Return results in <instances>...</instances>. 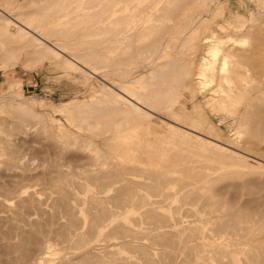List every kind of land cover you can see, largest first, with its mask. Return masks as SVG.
Returning a JSON list of instances; mask_svg holds the SVG:
<instances>
[{
  "label": "rangeland",
  "instance_id": "1",
  "mask_svg": "<svg viewBox=\"0 0 264 264\" xmlns=\"http://www.w3.org/2000/svg\"><path fill=\"white\" fill-rule=\"evenodd\" d=\"M22 1L25 0H0V5L7 7H15L18 3ZM28 2L30 3V5L29 6L26 5V7L24 8L26 10H34L35 8L33 7L32 2L30 1ZM64 3L67 4V2ZM75 4L76 2H71L67 7H70L71 5H75ZM91 9L92 8H90V10ZM208 11L209 13H207ZM263 11H264V0H189L186 4H184L183 7H181V10L178 11L179 14L174 18V21L167 24L168 27L166 28V30L168 32H172L173 30H176L177 28L181 27V29H184L185 31L187 30L185 28L188 26L189 23L194 25L195 23L197 24L199 20H201V17L206 18L207 22H205L200 26L199 32L195 37L189 38V41L186 39L185 41L183 39L186 34L184 35V37L180 36L179 38L168 37V39H166V41H164L165 43L162 45L164 46L163 49L161 50L162 53L156 59L154 58V54L150 52L147 53L144 51L146 45L150 43L149 41H145L146 39L145 40L140 39L138 41H134V43L136 42V44L137 42H141L142 43L141 47L138 45L137 47L140 48L143 47L144 49L140 50V53L138 52L139 49L138 50L136 49L137 51L134 50L133 52L135 55V57H133V59L135 58L134 61L133 60L130 61V63L125 66L126 68H128L129 79H132L133 77H136L141 73L147 74V72H150L149 70L151 67L150 65L148 66L147 62L151 63V65H154L155 63L158 64L163 63V61L164 62L187 61L193 67H196L199 61H201L202 56L207 58L209 55L206 52V50L208 49L207 48L208 46L206 45L207 40L205 38L203 39V37L207 35L209 36L211 34L213 35L214 32L218 34L220 38L218 40L219 45L225 49L230 48V51L231 50L233 51V52L231 51L233 54L231 55L230 53L228 56L229 67L227 70V72H230L231 82L227 83L226 81L219 80L220 74L216 72L214 78L215 80L211 81L210 83L208 82L206 85H203L202 87L195 86L194 87L195 89L194 88L191 90L190 88L186 89L183 92V95L178 99V102H176V104L174 105V110L180 112L182 108H184L187 112L190 113L192 112L194 106L199 105L202 109L205 118L203 119L202 124H200V127H202L204 131L206 130L207 133L210 131V128L211 129L213 128L214 133L216 134L215 136H217V138L221 142L231 143L234 147H237L239 151H241L240 153L244 155V158L239 159L238 157L231 156L229 153L226 152H224L222 155L217 154L216 156L215 154H209L212 155V157H216V158L212 163L208 164L205 162L208 154L205 155L199 154L190 157L188 156L189 153L187 151L185 150L180 151L178 147L177 148L171 147V145L167 143V139L169 137V131H170L169 127L166 123L161 121V119L163 118V116L166 115V113L163 110L160 109L157 110L158 113L155 114V116L151 117V123L149 128H147L146 122H142L140 127L136 128V136H134L133 134V137L127 139L126 141V145H127L126 147H130L132 150H135V156L134 157L131 156L130 158L128 157L126 158V160H123V163H128L126 164L127 165L126 171L131 172L130 174H127L126 172L125 174L126 178L124 179L123 183L126 187H129L131 192H134V189L136 187L137 191H135V193L137 192V194L133 193L134 197L136 198L139 194L141 198L137 197V200L135 199L136 201H132V202L128 201L129 203L126 202L127 204L126 206L125 203L123 205L125 206V208L124 207L121 208L119 206H116L114 202H113L114 204H112L111 206L110 203L112 202L108 200L109 199L108 195L110 193L113 194L112 187H109L103 193H99L100 195H105V197L108 196L105 203L109 201L106 203V205L108 207L111 206L110 209L111 208L113 209V207L116 206L114 207L115 212L113 210L112 212L113 215L110 217V223H112L114 220L120 219L122 224L125 225V227H127L125 229L131 230L130 232L137 231L134 234H136L135 236L138 235L137 237L139 238L135 239L134 235H132V237L128 236V238L135 239L133 240L134 243L132 242L134 245L130 247L124 246L123 248L118 249L114 253V255L112 254L113 260L111 259L108 261V259H106L104 256L101 257L102 262L107 263L108 261V264H116V262L117 264L118 263L119 264H131V263L152 264L153 263L152 261L154 260V263L156 264H166V263L167 264L168 263L169 264H220L221 262H223L222 264L225 263L226 264H264V224H263L264 223V213H263L264 212V166L262 165L264 164V136L258 141L257 140L247 141L245 139L246 136L244 132L238 134L241 135V137H237V132H236V129L238 128V124L240 122V118H242L241 120H243V118L247 119V116L252 112L255 114H251L253 116L250 115L251 117L247 119V120L250 119L249 123L257 124L258 127L260 128L264 127V103H263L264 102V96H263L264 95V12ZM80 16L81 15H78L77 17L81 18ZM235 17L239 20L240 19L242 20V18L244 17L243 20H245L244 21L245 28L243 30L239 31L238 29L231 27L234 25V23L239 22L237 21V19H235ZM63 18L69 19L70 17L69 18L63 17ZM76 18L70 20L71 21L74 20L75 22ZM79 18H77V20ZM70 20H68V23L60 24L56 27H59V29L62 28L63 31H65V29L67 31V27H70L69 30L71 29L70 31H72V28H76L78 24H75L73 26L74 22L72 23L70 22ZM184 23L185 24L187 23L186 26ZM218 25L219 26L221 25L220 28L218 27ZM223 25L224 27H222ZM80 26L81 25H79V27L75 29L77 31H72L73 35L71 36V39L69 41L79 39L80 34L82 35L83 32L85 33V31H89L92 28L97 27L98 24H94L90 26L87 25L88 27H84V28L81 27L83 29H79ZM210 30L213 31L211 32ZM215 33L213 37L216 35ZM93 36L94 35L87 34L85 37H83V39L88 38L86 40H88L89 42V38L90 40H92V38L97 39L100 38L101 35L100 36L96 35V38H94ZM106 36L108 37L109 35ZM208 36L207 39L209 38ZM218 36H216L215 38H217ZM56 38L57 36L51 37L52 40ZM108 38L104 37L102 44L105 43V41L108 40ZM211 39L212 37H210V40ZM143 40L145 41V47L143 46L144 45ZM151 40L152 38H150V41ZM84 41L82 42V44H84ZM86 44L87 46L85 47L80 45L81 47L79 46L80 48H78V50L83 51L84 48L85 49L89 48L88 47L89 44L88 43ZM105 53L109 56L111 54L110 52H105ZM222 53L224 54V52ZM27 58L29 59L28 55H26L24 49H22L19 53L17 61L14 64L12 65L7 64L6 66H2L0 63V171L2 172V174H7L4 175L3 177L2 174H0V182L1 185H3V187L9 186L6 180L8 178V173L18 174V175L19 173L20 175L22 173H26L28 174V176L31 175L34 176L39 174L41 175L40 177H42L43 174L44 178L43 177L40 178L38 175V178H40L41 180L46 179L48 177L52 178V175H54L53 174L54 170H56L54 171V173L63 172L66 178L69 177L70 179L71 178L74 179L71 181L69 178H67L66 180L67 181L70 180L71 184H69L68 182V186L66 184V187L72 188V191L75 192L72 194L73 197H71L72 199H70V201L74 205L75 204L77 205V206L75 205L76 206L75 210L77 211L78 215L76 214V211L75 214L77 216L76 218H79L80 216L79 218L80 222H77L78 224L75 223L77 229H75V226L73 227V225L72 228L70 225L67 227L65 226V228L69 227L68 229L71 230L70 232L67 229L69 233V235H67L68 234L67 230L65 228L63 229L64 227L63 225L65 224L68 225L66 219L69 218H66L65 215L66 213L60 210L62 214L65 215L64 217L63 215H61V212L58 211L60 212L59 213V215L61 216L60 218L59 216L56 215L58 214V212L54 214L56 216H54L52 220L49 221L47 227L50 228V232H49L51 237L50 242L53 244L52 249L54 250L55 253L47 254L46 257L42 260L41 264H78L79 263L78 256L84 254L86 252L85 251L86 249L71 248L70 246L71 243L69 244V242H66L68 240L65 241V239L67 238V236L70 239L74 238L76 234L75 232L84 229V227H87L86 229H88L89 226L87 225H89L90 223V222L88 223V219L91 218L90 215L91 214L94 215L98 213V211H96L98 208L97 207L98 202L95 201L97 203L96 205V203L94 202L95 198H93L95 188L92 186L91 187L89 186L90 188H87L86 187L87 183L85 184V188H84L79 184L80 182L81 184H83L82 181L84 182V179H80L79 177L81 174L78 173L79 176L78 174H76L78 177H75L76 175L74 176V174L77 173L78 171L81 172V169L88 167L89 164L88 163L86 164V162L91 161L92 159L96 158V156L98 155V153H96V151L92 149L93 147V146L91 147L92 143L96 145L98 144L97 147L101 146L100 147L101 149L100 148L99 149L102 150L103 148L102 151L107 150L106 148H109L107 151H110V150H114L115 146L111 147L110 144H106L104 142L102 143L103 141L102 139L104 138V136L105 137L110 136L109 142L111 141L114 142L115 144L117 140L113 138L114 135L112 134L113 132L111 130L109 131L107 130L108 131L107 133V131H105L104 128L101 126L96 128H91V130L86 128H81L77 126V122L75 120L72 121L70 117L78 110L85 111V114H88L89 111L94 110L96 107L92 102H90V100H92L95 96L98 95L100 96L102 94V90L104 89L103 85L112 86L113 79L114 80L116 79L115 80L116 82L119 76L112 71L111 67L110 68L101 67L95 72H89V70H87L86 72L76 68L75 69L66 68L64 66H61L58 59H49L48 56H45L43 58H36L35 60L32 61L33 64H31L32 63L31 62L30 65H23V61H25ZM220 59L221 56L216 60L217 67L220 64ZM0 62H2L1 58H0ZM188 82L193 83V80H189ZM218 83L221 85V88L232 89L234 90L235 93H241L239 92V90L244 91L247 90L248 87L249 90L241 93L242 98L240 99L239 102H237V104H235L236 106L234 105L236 107L235 108L236 111H234V106H229L228 109L226 110L222 109L221 105L218 104L219 101H216L217 104L216 103L213 105L210 104L211 103L210 101H212L214 97L220 96L222 94V91L220 92L218 90H216V92L214 91V89L220 86ZM112 89L115 90L116 88L113 86ZM16 95L22 97L20 101L24 102L25 106L28 107L27 111H21L17 107L16 105L17 100L15 99ZM252 97H255L256 99L254 98V101H249V100H253ZM72 99L83 100L85 101V103L82 106H78L77 108L73 103H70L66 106L64 105L66 101ZM245 104L247 105L249 104L250 108H252V106L253 108L244 109ZM112 116L114 117L113 113L105 111L101 114V116H94L89 118V120L99 121L100 123H102L103 121L112 119L113 118ZM135 125L136 122H133L128 126V128L130 126H135ZM102 131L105 132L106 134L103 133ZM127 131L128 130H125L124 132L127 133ZM101 132L103 133V135L99 136V134H102ZM65 133L67 134L68 138L66 137ZM63 134L65 136H63ZM80 135L81 138L82 136L83 138L85 137L84 139L82 138L84 141L80 138L82 142L76 138V136H78L79 138ZM64 137L67 139L72 138L75 142H73L72 140L73 144H69L70 142L67 144V142L65 143L66 140ZM61 138L65 140L63 143L67 145L66 146L67 148L63 147L64 144L61 143L62 140ZM88 140L89 141L92 140L94 142L88 144L87 143ZM77 141L83 143L84 146L81 144H79L78 146L77 143L80 142ZM85 141L86 144L84 143ZM95 141L97 142L95 143ZM157 147L166 149V152L164 154H160L159 151L156 149ZM16 150L18 151L17 153L19 155H17ZM40 151L46 152L47 155L45 153L42 155ZM68 155L71 156V158H69ZM14 156L19 157L18 158L19 162L15 161L17 160V157ZM73 156H75L77 159L81 158L80 161L77 159L72 160L74 158ZM86 156H88V158ZM89 156H91V158ZM82 157L84 158L86 157L87 159L86 158L84 159ZM177 157L180 159H178ZM68 158L71 160H69ZM82 160H83V164H82ZM72 161L74 162L77 161L76 162L77 164L76 163L74 164V162ZM79 162H81L80 165ZM137 162L139 164H136ZM59 163L60 165H58ZM8 164L9 165L12 164V165L8 166ZM53 164L61 167L60 168L57 166L55 167V165L52 166ZM84 165L85 167H83ZM74 166L76 169L74 168ZM77 166L79 168H77ZM15 167L16 169L13 170V168ZM141 167H143V170L145 172L147 171L149 172V174L152 173L151 177L149 176L148 173L147 175L145 174L144 171L142 172ZM22 169L23 172L21 171ZM46 170L52 172V174H49L50 176L46 175L49 173ZM68 170L71 171L69 172ZM5 171L6 173H4ZM203 172H209L211 178L204 180L201 177V174ZM71 174L73 177L71 176ZM58 175L59 174H57L56 178L55 177L53 178V181L57 180L56 181L57 184L54 182V186H53V183L51 184L48 182V184L52 185L51 186L52 188L57 186L59 183L58 181L60 177L58 179ZM146 175L149 176L150 178H148ZM156 175H160V178H162L163 176V178L166 177L167 179H171V180H167L165 182V185L161 188L158 189L153 188V190L154 191L157 190V192L156 191L154 192L153 190L152 192L151 191L147 192L148 190L152 189L150 186L154 184V181H156L155 178ZM2 178L4 179L6 178V179L4 180ZM76 178L79 179L75 180ZM79 180L80 182L77 183ZM44 182L46 181L44 180ZM76 184H78V186ZM146 184L147 185L150 184V185L147 186ZM45 185L47 184L41 183L40 185L36 186L38 188L37 196L41 198L39 199V203L37 202V204L39 205L41 202L42 205L40 204V206L42 207L45 205L44 206L45 211L49 209L48 211L50 212V214L51 213L53 214L55 213L53 211L56 210L54 208L53 209L50 208L54 206V205L51 206L53 203L52 199H54L56 197L55 195L60 193V191H57L58 189H56L55 187L56 190L55 192L57 193L55 192L53 193L51 192L52 191L51 187L47 185L50 188L51 190L50 191L49 188L46 187ZM69 185H71V187ZM43 186L44 188L46 187L48 190H46V188L43 189L42 188ZM180 186L181 188H179ZM3 187L2 188L0 187V193L3 191L2 190ZM182 187L184 191H185L184 189L185 187L186 191L189 192V194H187L183 198L180 196L179 193V191H182L181 190ZM203 188L204 190H202ZM43 190L45 191L44 193ZM47 191H49L50 193H48ZM167 191L174 193V198L172 197L170 198L171 199L170 200L169 198L165 197V192ZM176 192L178 195L175 194ZM45 193L46 194L48 193L50 195V197L47 196L48 198H46L47 199L46 202L44 201L45 200L44 196L46 195ZM140 193H143L142 196ZM162 193L164 197H162L163 196ZM194 193H197L196 196H193L195 195ZM76 194L78 196H75ZM1 196L2 195L0 194V199ZM53 196L54 198H52ZM91 196L92 198H90ZM190 196L194 198L191 200ZM42 197L44 199H42ZM138 199L141 202H139ZM156 199L159 200L157 201ZM162 199H165V201H162ZM166 199L169 202H166ZM183 199L186 201H184ZM200 199L203 200L201 201ZM248 200L249 201L252 200V201L249 203ZM5 202H8L7 205L4 204L8 207H5L0 204L1 215L3 214L6 215L8 211L10 212V210L15 207L14 205L15 202L13 199ZM134 202L136 203L134 204ZM145 202L148 204H146ZM150 202L152 204H149ZM157 202H160L162 204L163 202H166L165 203L166 205L165 204L161 205L160 203L157 204ZM200 202L202 204H204L203 202L206 203L204 205H201ZM156 204L157 207L154 208L156 210H159V212L157 211L158 214L162 212L160 215L164 217L167 216V219H165L163 224L162 223L153 224L150 223L151 222L150 220H149L150 222L148 221L149 219L147 216L148 210L146 211V208L148 209L150 205L156 206ZM9 205L10 206L13 205L14 207H10ZM143 205L144 207H146V205L148 207L144 209ZM171 205L172 206L174 205L175 207L173 208ZM5 208H7L6 209L8 210L7 212ZM9 208L11 209L9 210ZM177 208L178 211L176 212ZM235 208L237 209V211L235 210ZM33 209L30 208L28 209L29 211L27 209L22 211V215L23 213H26L25 211L30 212V210L36 213L35 209L38 208H35L34 210ZM200 209H203V211H201ZM208 209L211 210V212ZM93 210H95L96 212L95 211L93 212ZM117 210L118 213H116ZM144 210L146 211V214L144 213L145 212ZM37 211H39L38 214L37 213L32 214V212H30L31 214H28L27 212L26 214H28V216H24V215L19 216V220H18L19 225L22 226L23 228H29L31 226L30 219L36 218V220L38 219L41 221V220H45L49 216V212H47V216H46V213H44L45 211H43L42 213L44 214L43 215L41 214L42 215L41 216L39 214L41 213V211L40 210ZM194 212L197 213L198 218L201 217L203 219L201 222L200 221L196 223L189 222L192 221L195 217H197V215ZM172 213H174L177 220L176 219L174 220L175 217L172 215ZM231 214L234 215L235 217L234 216L232 217ZM1 215L0 217L2 218L4 215L3 216ZM258 215H260L259 218H257ZM229 216H231L230 217L231 220L226 219V221L232 224L231 225L229 224L227 227H225L226 229L223 228L222 230H220L221 231L220 233L218 232V234H215V232H217L215 228H217L218 224L220 225L221 222L223 223L224 222L223 220H225V218H229ZM49 218L50 217H48L46 220L48 221ZM232 218H234L233 219L234 222L232 221ZM213 221L214 224L215 223L217 224L214 229H213L214 225L211 224ZM238 222H240L239 225ZM186 224L188 225V228ZM194 224H196V226ZM151 225L152 228L153 226L155 227V225H157L156 229L153 228L155 232L154 231L152 232L153 229L150 228ZM182 225H185L186 228H184V226ZM208 225L212 229H207L210 228ZM8 226H9V222H4V220H0V232L7 230ZM148 226L151 229V231L150 229H148ZM189 226L193 228V229L191 228L192 230L196 229V231H198L199 234L197 235L196 231H194V234H191L192 230L191 229H190L191 231L189 230L190 228ZM131 227L134 229L132 230ZM179 227H181L180 228L181 231H179L180 229H177ZM236 227L237 229L239 227L237 233H235L236 231H234ZM142 230L144 232H142ZM158 230L163 231V234L166 233V235L168 231V235L172 243H164L163 245V243L155 242L156 244L155 245L154 241H152L149 238H151V234L156 235L161 233L160 231L158 233ZM164 230H166V232H164ZM204 231L207 233L209 232L211 235L210 234L204 235ZM213 231H215L214 235H213ZM185 232H187L186 235ZM188 234H190L189 236H191V238H189ZM145 235H147L148 238ZM184 235L185 237L182 241ZM176 237L178 239L177 241L175 239ZM229 241H236V243L238 241L242 244H240L239 246L238 243L236 245L229 244L230 245L229 246L226 244L229 243ZM151 242H153L152 243L153 245L151 244ZM245 242L248 245L243 244ZM258 242L259 244H257ZM137 243H139V245L141 244L144 247H146L147 245L148 247L147 249H149L148 250L149 253L150 250H152L153 254L150 253L152 256L151 259L152 261H147L146 259L143 258V256L141 257L142 252H140L139 250L141 248ZM193 243H196L197 245L195 244L194 246ZM186 244L190 246L187 247L188 245ZM250 244L252 245V248H249L251 247ZM168 245H170L171 247H168ZM99 246L100 245H96L90 250L91 253L94 252L93 254H91L93 256L90 255V257L88 258L86 256L88 260H90L91 258L93 259V257L95 258L93 260H90L91 262L94 261L93 264H102L97 261L98 259L100 260V256L96 254L98 252L97 248ZM218 247L219 248L221 247V250L218 249ZM132 248L134 249L137 248V250L133 252L134 249ZM186 248H188V250ZM223 248L225 249V251ZM230 248L231 249L234 248L233 249L234 251H232ZM235 248L236 250L238 249L239 251H236ZM257 248L259 249L260 253L258 252L256 253ZM228 249H230V251ZM166 250L168 251L166 252ZM185 250H187V252H184ZM215 250H217V253L221 251L225 253L227 250L228 253L225 254H227L228 256L227 255L225 256L222 252V254L219 253V255L220 254L221 255L220 257H218L219 255L216 253ZM190 251L193 254H191ZM169 252L172 253L173 255L172 254L169 255ZM213 252L215 253L212 256ZM188 254L189 255L191 254L192 256L190 257ZM8 255H11L13 257L14 252H10ZM164 255L166 256L164 257ZM215 255L216 256L218 255L217 258L214 257ZM139 256L143 259L144 263L141 261V258ZM154 256L158 258L157 259L158 261L155 259ZM158 256L161 258L168 257L171 259L168 260L166 259L167 260L166 262L164 259H161ZM77 258L78 260H76ZM257 258L258 260H256ZM227 259H229V261ZM254 260L256 261V263H254L255 262ZM76 261L78 262L76 263ZM80 264H84L83 260L80 261Z\"/></svg>",
  "mask_w": 264,
  "mask_h": 264
},
{
  "label": "bare ground",
  "instance_id": "2",
  "mask_svg": "<svg viewBox=\"0 0 264 264\" xmlns=\"http://www.w3.org/2000/svg\"><path fill=\"white\" fill-rule=\"evenodd\" d=\"M28 1L32 2L33 7L35 8L34 10H26L24 8V7H26V5H28V6L30 5V3ZM188 1L189 0H25V1L18 3L15 7H7V6L0 5V58L2 60V62H0V63L2 66H6L7 64H11V65L14 64L18 59L20 51L22 49H24V51H25L26 55H28L29 59L27 58L25 61H23V65H30V63L33 60H35L36 58H43L45 56H48L49 59H58L61 66H64L66 68H73V69L76 68V69H81V70L86 71V72H87V70H89V72H95L101 67H106V68L111 67L112 71L119 76V78L116 82H115L116 79L115 80L113 79L112 86L111 85L110 86L103 85L104 89L102 90V94L100 96L99 95L95 96L92 100H90V102H92L94 104V106L96 107L94 110L89 111L88 114H85V111L78 110L76 113L72 114L70 117V119L72 121L75 120L77 122V126H79L81 128H86V129L91 130V128H96V127L101 126L104 128L105 131L111 130L113 132V133L112 132L111 133L114 135L113 138L117 140V142L115 144L114 142H111V141L109 142L110 136H106V137L104 136V138L102 139L103 140L102 143L104 142L106 144H110L111 147L115 146L114 150H110V151H107L109 148H106L107 149V150H105L106 152L102 151L103 148H102V150H100L101 146L97 147L98 144L96 145V144L92 143L94 141L88 140L87 143L88 144L92 143L91 147L93 146L92 149L94 151H96V153H98V155L96 156V158L92 159L93 161L91 160L92 162L91 161L86 162V164L88 163L92 168L88 165V167L81 169V172H79L77 170L78 172L76 171L77 173L74 174V176H75L76 174L80 173L81 175L79 176V174H78V176L80 177V179H84V182L82 181L83 184H81L80 180L77 182V183L80 182L79 184L81 186H83L85 188V184L87 183L86 184L87 188H90L91 186L95 188L93 198L96 199V200L94 199V202L95 201L98 202V206H97L98 208L96 210V211H98V213H96L94 215L93 214L90 215L91 218L88 219V223L89 222L90 223H89V225H87L88 223L86 224L87 226H89L88 229H86L87 227H84V229H82L80 231H76L75 237L72 238L73 240L68 238V236H67L68 239L67 238L65 239V241L68 240L66 242H69V244L70 243L72 244V245L70 244L71 248L86 249L85 250L86 252L84 254H81L78 256L79 260H78V258L76 259L79 261L78 264H80V261H82V260H83L84 264H91V263L93 264L94 261L91 262L90 260H93L95 258L93 257V259L91 258L90 260H88L87 258L90 257V255L94 253V252L91 253L90 250L93 247H95L96 245H100L97 248L98 252L96 253L100 256V260L97 258L98 259L97 261L102 263V264H108L109 260H111V259L113 260L112 254L114 255V253L118 249L123 248L124 246L125 247L133 246L134 245L133 240H135L136 238H139V237H137L138 235L135 236L136 234H134L137 231L136 232H130L131 230L125 229L127 227H125V225L122 224L120 219H118L119 221L114 220L116 222L113 221L114 223L113 222L110 223V217L113 215L112 212L114 210V207L119 206L121 208H123V207L125 208V206L127 205L126 202L136 201L137 197H140L139 194L136 198L134 197L133 193H135V191H137L136 187L134 189V192H131L129 187H126L123 183L124 179L126 178L125 174L127 172L126 171V168H127L126 164H128V163H123V160H126V158H128V157L130 158L131 156L132 157L135 156V150H132L130 147H126L127 146L126 141H127V139L132 138L133 134H134V136H136V128L137 127L139 128L142 122H146V126H147V128H149L150 123H151V117L155 116V114L158 113L157 110L160 109L166 113V115L163 116L161 121L166 123L169 127L170 131H169V137L167 139V143L169 145H171V147H173V148L178 147V149H180V151H183V150L187 151L189 153L188 156H190V157L194 156V155H199V154L200 155L208 154L206 157L207 158L206 161L204 160L208 164L212 163L216 158V157H212V155H209V154H215V156H216L217 154L222 155L224 152H226V153H229L231 156L238 157L239 159L244 158V155L242 153H240L241 151H239V149L237 147H234L231 143L221 142L217 138V136H215L216 134L214 133L213 128L212 129L210 128V131L207 133L206 130L204 131V129L202 127H200V124H202V121L205 118H204L202 109L199 105L194 106L192 112H190V113L187 112L184 108H182V110L180 112L174 110V105L176 104V102H178V99L183 95V92L186 89L190 88V90H191L195 86L196 87H202L203 85H206L208 82L210 83L211 81L215 80L214 78H215L216 72L220 74L219 80L226 81L227 83L231 82L230 72H227V70L229 67L228 56L230 53L232 55L233 51L231 50L232 51L231 52L230 48L229 49L226 48L227 49L226 50L225 48H223L222 46L219 45L218 40L220 38H219L217 33L214 32L216 34L214 37H213L214 33H213V35L211 34L212 36L207 35L209 37L208 38L209 40L207 39V36L203 37V39L205 38L207 40L206 45L208 46L207 47L208 49L206 50V52L210 56L208 55V57H207L208 59L205 58L204 56H202L201 61H199V63L197 64L196 67H193L187 61H184V62H178V61H175V62L166 61V62H164L163 61V63H159V64L155 63L154 65H151V63L147 62L148 66L150 65V67H151L149 70L150 72H147V74L141 73V74L137 75L136 77H133L132 79L128 78V68H126L125 66L127 64H129L130 61H132V60L134 61V59H135V58L133 59V57H135V55L133 53L134 50L139 49L138 52L140 53V50L144 49L143 47L140 48L142 45L141 42H137V44H136V42L134 43V41H138L140 39H144V40L146 39L145 41H149L150 43L147 42L148 45H146V48H145L146 50L144 49V51L147 53L150 52V53L154 54V58L156 59L162 53L161 50L164 47L162 45L165 43L164 41H166V39H168V37L179 38L180 36L184 37V35L186 34L187 35V36L185 35L186 38L184 37L183 39L184 40L186 39L189 41V38H193L197 35V33L199 32L200 26L202 24H204L205 22H207L206 18L201 17V20H199V22L197 24L195 23L194 25L189 23L188 26L185 28V29H187L185 31H184V29H181V27H179L180 29L177 28L176 30H173L172 32H168L166 30V28L168 27L167 24L174 21V18L176 16H178V14H179L178 11L181 10V7H183L184 4H186ZM64 2H67V4ZM71 2H76V4L71 5L70 7H67ZM95 7H96V9H95ZM90 8H92L91 10H93V9L94 10L91 11ZM207 13H209V11ZM78 15H81L80 16L81 18L77 17ZM63 17H67V18L70 17V18L64 19ZM76 17L79 19L77 20ZM73 18H76L75 22H74V20L73 21L70 20ZM237 18H238V16H237ZM237 18L235 17V19H237ZM243 18H242V20L237 19V21H239V22L236 21L237 23H234V25L231 27L236 28L239 31L243 30L245 28L244 27L245 26V22H244L245 20H243ZM191 19H189V20H191ZM209 19H210V17H209ZM68 20H70V22H72V23L74 22L73 26L75 24H78V26H76V28H72V31H77L75 29H77L79 27V25H81L79 29H83L84 27H88V26L94 25V24H98V26L92 28L89 31H85V33L83 32L82 35L80 34L79 39L69 41L71 39V36L73 35L72 34L73 32L70 31L71 29L69 30L70 27H67V31H66V29H65V31H63L62 28L59 29V27H56L60 24L68 23ZM72 23H71V25H72ZM186 24H185V26H186ZM230 24H231V22H230ZM220 26L218 25L219 28H220ZM81 27H83V28H81ZM222 27H224V25ZM224 30H225V28H224ZM87 34L94 35L93 36L94 38H96V35H99V36L101 35V36H100V38H97V39L92 38V40H90V38H89V42H88V40H86L88 38L83 39V37H85ZM105 34L109 35L108 36L109 38ZM103 35L105 38H108V40H106L105 43L102 44V41L104 38ZM52 36L53 37L57 36V38L52 40L51 39ZM216 36H218L217 37L218 39L215 38ZM210 37H212L213 40L212 39L210 40ZM150 38H152L151 41H150ZM84 40H86L87 42ZM83 41H84V44H82ZM145 41L143 42L144 47H145ZM85 42L89 44V46H88L89 48H86V49L84 48L83 51L82 50L79 51L78 48L81 47L80 45H82L83 47L87 46V44ZM137 45L140 47H137ZM105 52H110L111 53V54L109 53L110 56L107 55ZM222 52H224V54ZM141 53H143V52H141ZM136 54H137V52H136ZM220 56H221L220 64L217 67L216 66V60L218 58H220ZM58 61H56V62H58ZM31 64H33V62ZM189 80H193V83H189L188 82ZM113 86L116 88L115 90L112 89ZM218 87H220V88H218ZM218 87L216 89H214V91L215 92H216V90H218L219 92L222 91V94L220 96L214 97L212 99V101H210L211 102L210 104L211 105H213L215 103L217 104L216 101H219L218 104L221 105V108L225 109V110L228 109L229 106H234L235 104H237V102H239L240 99L242 98L241 93L249 90L247 87V90H244V91L239 90V92H241V93H235L234 90H232V89L221 88V85ZM252 98H253V100H249V101H254L255 97H252ZM15 99L17 100V102H16L17 107L21 111H27L28 107L25 106L24 102L20 101L22 99V97L19 95H16ZM70 103H73L77 108L78 106H82L85 103V101L72 99V100L66 101L64 103V105L66 106ZM235 106H234V111H236ZM245 108L246 109L250 108V105L245 104L244 109ZM252 108H253V106H252ZM252 108H250V109H252ZM257 108H259V107H257ZM105 111L113 113L114 117L112 116L113 117L112 119L103 121L102 123H100L99 121H90L89 120V118H91V117L101 116V114ZM250 112H252V111H250ZM251 114H255V113H253V112L250 113L247 116V119L249 117L253 116ZM242 115H243V113H242ZM107 117H108V115H107ZM241 119L242 118H240L238 128L236 129L237 137H241V135H238V134L242 133V132L245 133V136H246L245 139L247 141H253V140L258 141L259 139H261L264 136V127L260 128V127H258L257 124H250L249 123L250 119L249 120H247L246 118L245 119L243 118V120H241ZM259 120H257V121H259ZM133 122H136V125L130 126L128 128V126ZM125 130H128L127 133L124 132ZM108 131H107V133H108ZM103 133H105V132H103ZM103 133L99 134V136L103 135ZM65 135L68 138L66 133H65ZM65 135L63 134V136H65ZM99 136H97V137H99ZM93 137H94V135H93ZM67 138H65L66 141L63 140L62 138H61L62 140L61 139H59V140H61V143H63L65 141V143L67 142V144L69 142H70L69 144H73V142H75L72 138L71 139L69 138L70 141ZM76 138L80 140L81 135L79 138H78V136H76ZM82 138H83V136H82ZM72 140H73V142H72ZM82 140H80V141L82 142ZM80 141H77V142H80ZM81 142L77 143V145L78 146H79V144L83 145V143H81ZM96 142L97 141H95V143ZM61 143H60V145H61ZM65 143H63L64 144L63 147L67 146V145H65ZM84 143L86 144V141ZM11 149H13V148H11ZM85 149H84V151H85ZM156 149L159 151L160 154H164L166 152V149L161 148V147H157ZM17 150H16V153L19 151V150L18 151ZM41 150H43V149H41ZM48 150H50V149H48ZM45 151H47V150H45ZM42 152L40 151V153L42 155L44 153L46 154V152H43V153ZM17 155H19V154L17 153ZM14 157H17V160H15L17 162L19 157L18 156H14ZM20 157H21V155H20ZM61 157H63V156H61ZM68 157L71 158V156H69V155H68ZM73 157L75 159L73 158L72 160L77 159L75 156H73ZM86 157L88 158V156H86ZM89 157L91 158V156H89ZM78 158H79V156H78ZM82 158H84V157H82ZM80 159L81 158H79L77 160L80 161ZM178 159H180V158H178ZM69 160H71V159H69ZM86 161H88V160H86ZM68 162H71V161H68ZM72 162H74V161H72ZM76 162H74V164ZM80 163L81 162H79V165H80ZM9 164H8V166L12 165V164L11 165H9ZM82 164H83V160H82ZM136 164H139V163L137 162ZM54 165L55 164H53L52 166H54ZM58 165H60V163ZM58 165H55V167L56 166L59 167ZM174 165H176V164H174ZM262 165L264 166V164H262ZM49 166H51V165H49ZM16 167L13 168V170H15ZM83 167H85V165ZM167 167H170V166H167ZM5 168H7V167H5ZM74 168H75V166H74ZM77 168H79V167L77 166ZM141 168H142V172H143L144 171L143 167H141ZM51 169H52V167H51ZM21 171L23 172V169ZM54 171H56V170H54ZM54 171H53L54 175H52V178L48 177V176H50L49 174H52V172L47 171V172H49L48 174H46V175H48L47 176L48 178L43 179V180L40 179L43 177V174H42V177H40L41 175L38 174L40 177V178H38V175L28 176V174H26V173H22L21 175H20V173H19V175L8 173V178L7 179L5 178V179L7 180V183L9 184V186H6L7 185V183H6V185H5L6 187H3V185H1V182H0V185H1L0 187L1 188L3 187V189H2L3 191L0 193L2 195L1 199H0V204L5 206V207H8V206H6L8 204V202H5V201L13 199L15 202V204H14L15 207L13 205L12 206L9 205L10 207H14L13 209L9 208V210L11 209L10 212L8 210H6L7 208H5L6 212L8 211V213L6 215L3 214L4 216L0 214L1 216H3L2 218L0 217V220H4V222H9V226H8L9 229L7 228V230L0 232V242H1L0 243V263H2V264H41L42 260L46 257L47 254L55 253L54 250L52 249L53 244L50 242V240H51L50 233H49L50 228H48L47 225L49 224V221H51L54 216L57 215L60 218L61 216L59 215V213L61 211L62 212L64 211V213H66L65 214L66 218H69V219H66V221L68 222V223L67 222L66 223L68 225H66L64 223L65 225H63L64 226L63 229L65 228V226L67 227L69 225L71 226V228L73 225V227L75 226V229H77L75 223L78 224L77 222H80V220H79L80 216H79V218H76L77 217L76 216L77 211L75 210L76 209L75 207L77 205L75 204L76 205L75 206L70 201V199H72L71 197H73L72 194L75 192L72 191V188L66 187V184L68 186V182H69V184H71L70 182L74 179H72V178L70 179L69 177H67L71 180V181L70 180L67 181L66 180L67 178L65 177L63 172L62 173L61 172L60 173L55 172L56 173L55 174ZM4 173H6V171ZM130 173L131 172H127V174H130ZM140 173H141V171H140ZM147 173L149 174V172L146 171L145 174H147ZM0 174H2L1 171H0ZM57 174H59L58 179L60 177V179L58 181L60 184L58 183V185L55 187H56V189H58L57 191H60V193L57 194L58 197H57V195H55L56 196L55 198H54V196L52 197L54 199H52L53 203H52V205L51 204L50 205L51 206L54 205V206L50 207V208L51 209L54 208L56 211L52 210L55 213L50 214V212L48 211L49 209L47 207L46 208L48 210L45 211V207H44L45 205L42 206V207H44V208H42L40 206V204L42 205L41 202L39 205L37 204V202L39 203V199H41V198H39V196H37L38 188L36 186L40 185L41 183H44V184L46 183L47 185H49V187H51L52 186L51 184L53 183V186H54V182L56 183L57 180L53 181V178L54 177L56 178ZM72 174H71V176H72ZM4 175H7V174H2V177ZM138 175H140V174H138ZM151 175H152V173L149 174L150 177H151ZM36 176L38 179L36 178ZM78 176L76 175L75 177H78ZM149 176H147V177L150 178ZM201 177L204 180L205 179L207 180L208 178H211V175L209 172H203L201 174ZM155 178H156V181H154V184L152 183L153 185L150 186L152 189L148 190L147 192H150V191L152 192L153 188L154 189L161 188L165 185V182L167 180H171V179H167L166 177L163 178V176H162V178H160V175H156ZM2 179H4V178H2ZM78 179L76 178L75 180H78ZM44 180L46 182H44ZM136 181H138V180H136ZM48 182L51 184H48ZM73 182H72V184H73ZM141 182H143V181H141ZM148 182H150V181H148ZM47 185H45V186L48 187ZM76 185L78 186V184H76ZM148 185H150V184H148ZM69 186L71 187V185H69ZM74 186H75V184H74ZM55 187H53V188L51 187L52 191L50 190V188H49V190L54 193L56 191ZM109 187H112L113 194L110 193L108 195L109 197L107 196L109 198L108 200L112 202V203H110L111 206L114 203L116 204V206H114L113 209L112 208L110 209L111 206L108 207L106 205V203L109 202V201H107L105 203L107 197H105V195L99 194V193L105 192ZM42 188L45 189L44 186ZM179 188H181V186ZM184 189H185V191L183 190V187H182V189H181L182 191H179L180 196L182 198L184 196H186L187 194H189V192L186 191L185 187H184ZM46 190H48V189L46 188ZM193 190H194V188H193ZM202 190H204V188ZM41 191H42V189H41ZM155 191L157 192V190H155ZM44 192L45 191L43 190V193ZM47 192L50 193L49 191H47ZM55 193H57V192H55ZM131 193L133 194V196ZM163 193H162V195H163ZM191 193H192V191H191ZM47 194L45 195L46 197L44 196L45 202L47 200L46 198L50 197V195L49 194L47 195ZM135 194H137V192ZM140 194L142 196L143 193H140ZM175 194H177V192ZM194 194L195 195H193V196H196L197 193H194ZM75 196H78V195L76 194ZM143 197H144V195H143ZM162 197H164V195ZM165 197H167L169 199L172 197L174 198V193L167 191V192H165ZM190 197H191V200L194 198V197L192 198V196H190ZM44 198L42 197V199H44ZM90 198H92V196ZM161 198H160V200H161ZM139 199H138V201L141 202ZM189 200H187V201H189ZM162 201H165V199H162ZM162 201H160V202H162ZM184 201H186V200H184ZM251 201L252 200H250L249 203ZM151 202H152V199H151ZM151 202L149 204H152ZM160 202H157V204H159ZM166 202H169V201H167V199H166ZM166 202H163V204H165ZM124 203H125V206H123ZM135 203L136 202H134V204ZM145 203H143V204H145ZM203 203L205 204L206 202H203ZM4 204H6V205H4ZM146 204H148V203H146ZM157 204H156V206L150 205L149 207L146 205V207H148V209L146 207H144V205H143V207H144V209L146 208V211L148 210L147 216L149 218L148 221L149 220L151 221V222L149 221L150 223H153V224H161L162 223L163 224L165 219H167V216L164 217V216L160 215L162 212H160V214H158L159 210H156L154 208V207H157ZM160 204L163 205L162 203H160ZM200 204L204 205L201 202H200ZM37 205L40 207H38ZM96 205H97V203H96ZM34 207L38 208V209H35ZM172 207L174 208L175 206L173 205ZM30 208L31 209L34 208L37 214L39 212L37 210H40L41 211V213H39L40 215L41 214L43 215L44 213H46V216H47V212H49V216H48V217H50L49 220L48 221L46 220L48 218L47 217L45 220H41L44 222H41L40 220H38V219L36 220V218H33V219H30L31 220L30 221L31 226L29 228H23L18 223L19 216H23V215L28 216V214H31L30 213V212H32L31 210H30V212H28L29 211L28 209H30ZM178 208H177L176 212L178 211ZM26 209L28 211H25V212L26 213L28 212V214L23 213V215H22V211H24ZM77 209H78V207H77ZM203 209H200V210L203 211ZM5 210H4V212H5ZM110 210H112V211H110ZM235 210L237 211L236 208H235ZM43 211H45V212L42 213ZM58 211H60V212H58ZM75 211H76V214H75ZM94 211L95 210H93V212ZM146 211L144 212L145 214H146ZM172 211H174V210H172ZM209 211L211 212V210H209ZM57 212H58V214H56ZM62 212H61V215H63L65 217V215L62 214ZM114 212H115V210H114ZM262 212H263V210H262ZM36 213H34V211L32 212V214H36ZM116 213H118V210ZM194 213L197 215L196 212H194ZM54 214H56V215H54ZM172 215L175 217L174 213H172ZM189 216H191V215H189ZM233 216L234 215H232V217ZM256 216H257V213H256ZM259 216L260 215H258L257 218H259ZM34 217H36V216H34ZM230 217L231 216H229V218H225V220H223L224 222L223 223L221 222L220 225L218 224L217 228H215L217 224L216 223L214 224V221L211 223L214 225L213 229L215 228V230L217 231V232L213 231V235H214V232H215V234H218V232L220 233L221 232L220 230H222L223 228L227 227L230 224L228 221H226V219L231 220ZM247 218H249V217H247ZM130 219H132V218H130ZM175 219L177 220L176 217L174 218V220ZM233 219L234 218H232V221L234 222ZM202 220L203 219L201 217L198 218V215H197V217H195L192 221H189V222L190 223H192V222L196 223L198 221L201 222ZM45 221H47V222H45ZM262 223H263V221H262ZM239 224H240V222H238V225ZM169 225H166V226H169ZM194 225L196 226V224H194ZM149 226H148V229L152 228V225L150 228H149ZM156 226L157 225H155V227L153 226V228L156 229L157 228ZM182 226H184V228H186L185 225H182ZM186 226L188 228L187 224H186ZM128 227H129V225H128ZM68 228H65V229L67 230ZM78 228H79V226H78ZM180 228L181 227H179L177 229H180ZM191 228L192 227H190L189 230ZM199 228H200V226H199ZM133 229L134 228H132V230ZM154 229L152 230V232L154 231ZM207 229H212V228L210 227ZM236 229H237V227H236ZM236 229L234 230V231H236L235 233H237L239 227L237 230ZM68 230H67V233H68ZM161 230H158V233H159V231L161 233L156 234V235H154V234L152 235L151 234L152 232L149 233V234H151V238H149V239L154 241V244H155V242L163 243V245H164V243H172L171 239L168 235V231H167V235H168L167 236L166 233L163 234V231H161ZM168 230H170V229H168ZM173 230H175V229H173ZM69 231L71 232V230H69ZM150 231H151V229H150ZM150 231H148V232H150ZM179 231H181V229ZM194 231H196V229L192 230L191 234H194ZM142 232H144V231L142 230ZM164 232H166V230H164ZM187 232H188V230H187ZM187 232H185V235ZM226 232H228V231H226ZM196 233H197V235L199 234L198 231H196ZM196 233H195V235H196ZM205 234L208 235L210 233L209 232L207 233L204 231V235ZM67 235H69V233ZM132 235L135 236L134 237L135 239L128 238V236L132 237ZM185 235L183 236L182 241H183ZM189 235L190 234H188V236ZM145 236L147 237V235H145ZM145 236H143V237H145ZM217 237H219V236H217ZM171 238H173V237H171ZM189 238H191V236H189ZM140 239H141V237H140ZM175 239H176V241L178 240L177 237ZM61 241H63V240H61ZM152 243L153 242H151V244ZM158 243H157V245H158ZM196 243H193L194 246ZM237 243H238V246L240 244H242L238 241H237ZM237 243H236V241H229V243H226V244L227 245H229V244L236 245ZM137 244L139 245V243H137ZM243 244L246 245L247 243L245 242ZM257 244H259V242ZM186 245H188V244H186ZM139 246L141 248L139 250H140V252H142L141 257L143 256V258L146 259L147 261H152L151 260L152 259L151 254H153L152 250H150V253H151L150 254L148 251L149 249H147L148 248L147 245H146V247L142 246L141 244ZM189 246L190 245H188L187 247H189ZM223 246H225V245H223ZM168 247H171V246L168 245ZM221 247L220 248L218 247V249L221 250ZM249 248H252V245ZM132 249H134V248H132ZM186 249L188 250V248H186ZM230 249H228V250L230 251ZM233 249L234 248H232L231 250L234 251ZM240 249H242V248H240ZM135 250H137V248L134 249L133 252ZM187 250H185L184 252H187ZM235 250H236V248H235ZM250 250H249V252H250ZM93 251H94V249H93ZM167 251L168 250H166V252ZM215 251L217 253V250H215ZM224 251H225V249H224ZM236 251H239V250L237 249ZM10 252H14L13 257L11 255H8ZM181 252H182V250H181ZM222 252L223 251H221L219 253L222 254ZM257 252L260 253L258 248L256 250V253ZM190 253H191V251H190ZM214 253L215 252L212 253V256ZM219 253H217V254L219 255ZM225 253H228L227 250ZM225 253L223 252V254L226 256L227 254H225ZM56 254H58V253H56ZM157 254H158V252H157ZM170 254H172V253L169 252V255ZM191 254H193V253H191ZM191 254L190 255L188 254V255L191 257L192 256ZM136 255H138V254H136ZM220 255L218 257H220ZM86 256H87V258H86ZM91 256H93V255H91ZM103 256L106 259H108L107 263L102 262L101 257H103ZM165 256L166 255H164V257ZM217 256L215 255L214 257L217 258ZM81 258H82V260H81ZM159 258H161V257H159ZM155 259L157 260L158 258L155 257ZM161 259H164L167 262V260L171 259V258L166 257V258H161ZM227 260L229 261V259H227ZM256 260H258V258ZM78 261H76V263ZM129 261H130V259H129ZM141 261L144 263L142 258H141ZM230 261H231V259H230ZM114 262H116V261H114ZM131 262H132V260H131ZM152 262L154 263V260ZM72 263H74V262H72ZM222 263L223 262H221L220 264H222ZM254 263H256V261ZM116 264H117V262H116ZM154 264H156V263H154Z\"/></svg>",
  "mask_w": 264,
  "mask_h": 264
}]
</instances>
